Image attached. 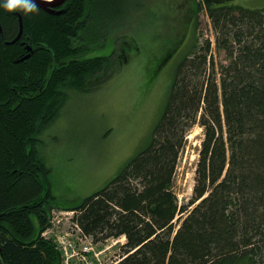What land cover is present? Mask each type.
Returning <instances> with one entry per match:
<instances>
[{
	"label": "trees",
	"instance_id": "trees-1",
	"mask_svg": "<svg viewBox=\"0 0 264 264\" xmlns=\"http://www.w3.org/2000/svg\"><path fill=\"white\" fill-rule=\"evenodd\" d=\"M111 2L65 0L29 14L0 4V264H60L43 234L54 208L74 210L94 243L124 235L118 264H264V6L189 0L194 40L149 142L82 199L52 194L38 135L70 93L94 91L118 70L113 52L84 56L93 30L105 37L102 21L119 11ZM201 12L214 41L199 39ZM195 124L203 138L192 195L180 203L174 174Z\"/></svg>",
	"mask_w": 264,
	"mask_h": 264
},
{
	"label": "rangeland",
	"instance_id": "rangeland-1",
	"mask_svg": "<svg viewBox=\"0 0 264 264\" xmlns=\"http://www.w3.org/2000/svg\"><path fill=\"white\" fill-rule=\"evenodd\" d=\"M236 2L249 8L264 6V0ZM188 5L189 0L110 3V11H119L109 12L107 22L101 20L105 37L99 38V31L93 30L95 41L89 40L91 48L84 56L113 52L121 60L118 70L94 91L70 93L56 118L38 135L40 156L50 167L51 191L58 202H75L103 187L149 142L175 65L194 40L192 21L184 17ZM198 28L200 41H214L205 12L199 14ZM213 56L216 65L226 63L222 51H214ZM161 57L162 66L150 77ZM186 138L173 180L180 203L192 195L202 127L195 124ZM71 216V212L55 210L54 233L69 231ZM124 240L110 238L95 244L94 250L101 255L90 256V264L117 263Z\"/></svg>",
	"mask_w": 264,
	"mask_h": 264
},
{
	"label": "built area",
	"instance_id": "built-area-1",
	"mask_svg": "<svg viewBox=\"0 0 264 264\" xmlns=\"http://www.w3.org/2000/svg\"><path fill=\"white\" fill-rule=\"evenodd\" d=\"M70 225L71 229L69 231L62 234L61 232H56L55 234L58 248L63 254V261L61 264H63V262L64 264H90V256L98 258L100 250H94L95 244L92 243V239L90 236L84 235L82 231H79L75 221H71ZM48 232L50 231L46 233ZM73 259H76L77 262L74 263V261H72ZM112 264L117 263L112 262Z\"/></svg>",
	"mask_w": 264,
	"mask_h": 264
},
{
	"label": "clouds",
	"instance_id": "clouds-1",
	"mask_svg": "<svg viewBox=\"0 0 264 264\" xmlns=\"http://www.w3.org/2000/svg\"><path fill=\"white\" fill-rule=\"evenodd\" d=\"M0 4L7 10L19 8L25 14L37 12L39 10L35 0H0Z\"/></svg>",
	"mask_w": 264,
	"mask_h": 264
},
{
	"label": "water",
	"instance_id": "water-1",
	"mask_svg": "<svg viewBox=\"0 0 264 264\" xmlns=\"http://www.w3.org/2000/svg\"><path fill=\"white\" fill-rule=\"evenodd\" d=\"M64 0H35L36 4L38 5V7L40 8H43L45 9L46 11H49V12H53V7L62 3ZM60 11H57L55 13H59ZM21 29H22V25H21V21H20V31H19V34H18V37L20 35V32H21ZM16 37V39L18 38ZM29 48V47H27ZM27 56H29V54H26L23 58H26ZM22 58V59H23Z\"/></svg>",
	"mask_w": 264,
	"mask_h": 264
},
{
	"label": "flooded vegetation",
	"instance_id": "flooded-vegetation-1",
	"mask_svg": "<svg viewBox=\"0 0 264 264\" xmlns=\"http://www.w3.org/2000/svg\"><path fill=\"white\" fill-rule=\"evenodd\" d=\"M64 2H65V0H64L62 3L56 5L54 8H56V10H57V9H58V10H61V6L63 5Z\"/></svg>",
	"mask_w": 264,
	"mask_h": 264
},
{
	"label": "bare ground",
	"instance_id": "bare-ground-1",
	"mask_svg": "<svg viewBox=\"0 0 264 264\" xmlns=\"http://www.w3.org/2000/svg\"><path fill=\"white\" fill-rule=\"evenodd\" d=\"M50 223H51V220H50ZM75 223L77 224V222H75ZM77 227L79 228V231H82L81 228L78 226V224H77ZM78 228H77V229H78ZM81 233H82V232H81ZM82 234H83V233H82ZM84 235H86V234H84ZM92 243H94V242L92 241ZM94 244H97V243H94Z\"/></svg>",
	"mask_w": 264,
	"mask_h": 264
}]
</instances>
